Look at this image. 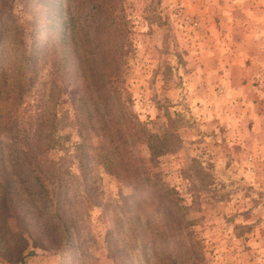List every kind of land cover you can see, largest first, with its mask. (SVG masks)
Returning <instances> with one entry per match:
<instances>
[{"label":"rangeland","instance_id":"374dc122","mask_svg":"<svg viewBox=\"0 0 264 264\" xmlns=\"http://www.w3.org/2000/svg\"><path fill=\"white\" fill-rule=\"evenodd\" d=\"M8 12L26 59L15 107L0 86V264H159L153 247L160 264H264V0H0ZM134 170L177 204L171 237L152 241L168 215L137 206L144 189L123 210Z\"/></svg>","mask_w":264,"mask_h":264},{"label":"trees","instance_id":"16d2710c","mask_svg":"<svg viewBox=\"0 0 264 264\" xmlns=\"http://www.w3.org/2000/svg\"><path fill=\"white\" fill-rule=\"evenodd\" d=\"M92 8L94 9L96 14H99L101 12V8L97 4H93ZM72 7H67V14H71ZM8 18L10 20V23L7 24H1L0 23V86L8 84L11 91V103L15 104L14 107L19 103L18 99L21 97V88H22V79H21V72H22V66H23V60H25V48L23 47V42L21 38L18 36V29L17 26H15V18L13 15L8 12ZM70 22H68V28L71 29V39L70 42L72 44H76V36L74 33V22L72 19V16L69 17ZM66 24V23H65ZM7 31V34H6ZM12 31V32H11ZM85 61V60H84ZM87 68V69H86ZM91 64H87L85 61V70H89L90 72H93V69ZM100 73V72H99ZM101 74V73H100ZM16 75V76H15ZM15 76V77H14ZM10 78V80H8ZM106 83H108L106 81ZM104 81H102V85H104ZM1 91V90H0ZM3 94L1 96L3 97ZM97 97L99 98V101L107 102L111 98V91L108 90V87L102 86V91H99L97 94ZM6 98V97H3ZM38 131V130H37ZM34 141L31 143H28V147L26 150L22 151V156L29 158L31 161L36 157L38 152H35L36 146L32 145ZM80 162L82 163L81 158H79ZM80 163V164H81ZM31 167V163H29ZM33 172V177L38 179V175L34 174V167H31ZM136 172V176H134L136 179L135 181H132V187H133V194H130L129 196H124L122 198V207L124 211H128V201L131 198H135L138 193L141 190H145L148 194V198L144 202H138V207L140 209H144L145 207H149L150 210L147 213V216H155L156 214H159L161 217L163 216L165 218L166 215L168 222V225H166L167 232L161 231L158 232L155 236H153L152 241L158 242L159 240H164L168 237H171L174 234V231H177L179 228V224L181 223L183 217L179 213H176L172 209V198H170L168 195V191H164L161 187V184L159 183H150L148 180L145 181L146 177L145 175H141L137 171H132V174ZM30 173V172H29ZM126 177L129 176L128 168L126 169ZM30 176L32 177L31 173ZM142 176V177H140ZM32 177V178H33ZM136 201V199L134 200ZM173 205L176 206V210H179L177 208V204L173 202ZM170 210H172L170 212ZM130 229V228H128ZM131 238L132 242L134 244L135 251H139L141 249H136L140 246V243H138L137 235L133 230H131ZM167 241L164 242V244ZM122 250V249H121ZM144 251V249H142ZM154 253H152V256L154 259H156L155 262L159 263V261L162 260V256L158 249L156 247H153Z\"/></svg>","mask_w":264,"mask_h":264},{"label":"crops","instance_id":"0c3cea01","mask_svg":"<svg viewBox=\"0 0 264 264\" xmlns=\"http://www.w3.org/2000/svg\"><path fill=\"white\" fill-rule=\"evenodd\" d=\"M253 94H255V93H253ZM253 97H254V99H257L259 96L258 95H256V96L253 95ZM257 121H260V122L263 121L264 122V119L263 118H260V117H257Z\"/></svg>","mask_w":264,"mask_h":264}]
</instances>
